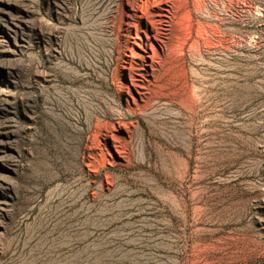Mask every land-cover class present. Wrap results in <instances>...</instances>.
Masks as SVG:
<instances>
[{"label": "rangeland", "instance_id": "1", "mask_svg": "<svg viewBox=\"0 0 264 264\" xmlns=\"http://www.w3.org/2000/svg\"><path fill=\"white\" fill-rule=\"evenodd\" d=\"M134 5L0 0V264H264V0Z\"/></svg>", "mask_w": 264, "mask_h": 264}, {"label": "bare ground", "instance_id": "2", "mask_svg": "<svg viewBox=\"0 0 264 264\" xmlns=\"http://www.w3.org/2000/svg\"><path fill=\"white\" fill-rule=\"evenodd\" d=\"M182 2V0H135V7H131L130 10H132L131 14L128 15L133 21L131 25L133 29L135 30V35H131L134 40L132 42V45L138 46V48L144 47L139 40H142L143 38V33L145 36L149 37V30L146 27L144 29V24L145 22L149 21V17H151L150 22L152 23V29H158L156 22L154 19H152L155 14L151 13V8L152 7H157V8H164L165 9V16L167 17L166 22H168L173 19L174 13L178 10L179 5ZM133 6V5H132ZM125 14V11H123ZM123 16V15H122ZM131 22V21H130ZM168 26H170V23H168ZM131 27V26H130ZM169 29V28H167ZM152 46V44H151ZM144 49V48H142ZM153 49V47H152ZM131 51L133 52V55L136 56L141 62H143V54L140 52L134 51V48L131 47ZM134 76L131 75V79H133Z\"/></svg>", "mask_w": 264, "mask_h": 264}]
</instances>
